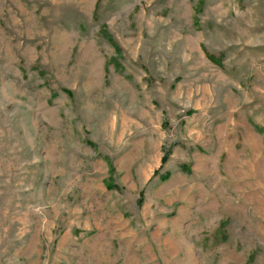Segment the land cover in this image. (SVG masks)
<instances>
[{
	"label": "rangeland",
	"instance_id": "rangeland-1",
	"mask_svg": "<svg viewBox=\"0 0 264 264\" xmlns=\"http://www.w3.org/2000/svg\"><path fill=\"white\" fill-rule=\"evenodd\" d=\"M0 264H264V0H0Z\"/></svg>",
	"mask_w": 264,
	"mask_h": 264
}]
</instances>
